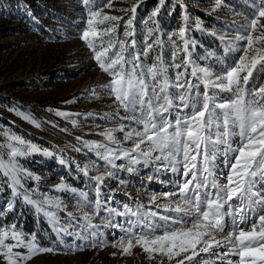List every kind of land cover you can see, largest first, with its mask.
Returning a JSON list of instances; mask_svg holds the SVG:
<instances>
[{
	"label": "rangeland",
	"instance_id": "1",
	"mask_svg": "<svg viewBox=\"0 0 264 264\" xmlns=\"http://www.w3.org/2000/svg\"><path fill=\"white\" fill-rule=\"evenodd\" d=\"M252 2L221 0L217 6L215 0H164L163 4L159 0H110V6H107L109 0H95L92 7L101 11L98 20L104 16L120 18L105 20L97 24L98 28L115 25V32L111 34L115 40H136L135 49L128 48L125 52L126 58L133 51L144 53L147 44H153L147 55H141V67L147 69L162 62L170 82L177 72H184V80L199 84L193 93L198 91L202 96L205 88L191 76L192 68L207 67L214 74H219L236 62L241 55L239 49L245 46L246 41H235L231 45L232 51L227 50V42L234 39L239 25L251 19ZM133 6H136L134 14L131 12ZM157 8L159 12L154 25L148 17ZM133 16L135 36L126 37V21ZM87 18L86 7L81 0H0V159L7 162V153L14 146L21 151L25 145L39 150L16 157L19 167L28 173L22 175V187L17 191L27 193L37 203L45 199L51 201L43 207L47 212H54L58 222L54 225L44 212L27 203L23 195H14L10 178L0 170V228L10 229L15 225V230L22 233L25 240L30 234H35L38 245L53 249L35 255L27 264H175V260L170 262L159 254L150 259L135 241L130 254H124L120 247L113 246L119 243L118 238L123 233L118 228L105 226L109 217L105 209L120 212L124 205L133 209L143 205L141 211L150 209L160 215L175 216V213L166 212L156 205L168 203L163 194L175 191L173 182L179 176L154 160L146 162L141 159L133 166L134 171L129 172L128 158L115 161L116 165L123 164L124 167L111 168L97 156L94 150L97 144L130 149L132 141L124 140L125 133L132 128L140 130L142 126L126 119L129 114L104 87L112 77L98 66L88 42L81 39ZM180 27L187 29L184 39L189 41L187 55L191 62L187 64V70L183 64L186 57L183 40L178 35L172 36L174 44L168 39ZM150 28L153 29L151 38L148 36ZM262 33L264 18L259 19L251 33L253 45L249 49V57L255 54L253 49L264 51V39L257 40ZM157 36L164 41L162 47L153 43ZM221 36L225 39L221 40ZM89 39L100 51V39L107 42L109 36ZM113 51L115 49L106 56L110 57ZM173 64H181V68L177 69ZM243 75L241 73V83ZM145 78L151 82L150 77ZM261 84H264V72L254 71L247 87L251 89ZM173 91L183 90L169 88V94ZM208 92L212 95L213 90L208 89ZM231 95L218 93L216 102L227 100ZM178 103L174 100V105ZM170 111L169 119L174 121L177 115L186 116L190 109L178 111L174 106ZM121 126H124V132L119 131ZM107 131L113 133L116 143L103 135ZM12 137L25 141V145H19ZM238 140L235 135L228 137L234 148L238 146ZM142 148H147V145H142ZM226 148L227 145L217 146L216 159L210 166L217 175L228 171L223 163ZM107 171L113 175L107 176ZM79 172L85 178H81ZM96 176L105 177L98 190ZM220 182H224L222 176ZM60 185L65 188L61 189ZM80 193L86 195L87 204L80 203ZM152 196L157 197L155 204L150 202ZM97 200L100 202L98 207L95 204ZM97 211L99 215L95 214ZM85 212L97 226L94 237L88 236L93 229H84L86 221L82 217ZM128 218L113 215L112 223L126 224ZM57 227L67 228L68 232L58 236L54 230ZM227 231L225 228V233ZM77 233L87 239L76 238ZM94 241L95 246H90ZM5 243L15 241L10 235ZM224 250L219 249L221 253ZM14 251L24 253L27 250L16 248ZM201 256L207 259V264H213L215 257L212 253H201ZM228 259L234 264L238 261L237 256H229ZM0 264H6L2 257Z\"/></svg>",
	"mask_w": 264,
	"mask_h": 264
},
{
	"label": "snow or ice",
	"instance_id": "2",
	"mask_svg": "<svg viewBox=\"0 0 264 264\" xmlns=\"http://www.w3.org/2000/svg\"><path fill=\"white\" fill-rule=\"evenodd\" d=\"M94 2L95 0H81L88 16L85 21L87 27L82 31L81 39L88 42L87 46L94 52L98 66L112 77L104 87L129 114L126 119L142 126L140 130L132 128L125 133L124 140L132 141L133 146L130 149L121 150L97 144L94 150L99 159L111 168L124 167L123 164L116 165L115 161L128 158L127 170L132 172L133 166L141 159L146 162L154 160L160 162L165 170L179 176V179L173 182L175 191L163 194L168 203L156 205L157 208H164L166 212L175 213V216L160 215L150 209L141 211L143 205L135 209L124 205V210L120 212L105 209L109 213L108 225L105 226L118 228L123 233L118 238L119 243H114L113 246L120 247L124 254H130L135 241L136 245L149 254L150 259L154 258V254H159L161 257H167L170 262L175 260V264H207V259L202 257L201 253H212L215 257L213 264L217 261L221 264H234L228 259L229 256L238 257L235 264H264V84L251 89L247 87L254 71L264 72V51L253 49L255 54L249 57V49H252L253 45L251 33L256 29L259 19L264 18V0H253L251 19L239 25L234 39L227 42V50L232 51L231 45L235 41H246L245 46L239 49L241 55L233 65L219 74H214L207 67L192 68L191 76L196 77L205 88L202 96L198 91L193 93L192 90L198 88L199 84L184 80V72H177L170 82L162 62L147 69L141 67V55H147L153 44H147L144 53L133 51L126 58L125 52L128 48L135 49L136 40H115L111 36L115 32V25L98 28L97 24H102L105 20L115 21L120 18L104 16L98 20L101 11L93 10ZM159 2L163 4L164 0ZM215 3L219 6L221 0H215ZM107 6H110V0ZM135 11L136 6H133L131 12L134 14ZM158 12L157 8L148 17L154 25ZM133 19L134 16L126 21V37L135 36ZM184 19L186 21L187 17ZM186 31L185 27H180L178 32L171 33L168 37L173 44L175 41L172 36L178 35L183 40V51L186 53L183 61L185 70L191 62L187 55L189 41L184 39ZM104 35H108L109 39L107 42L100 39L102 50L97 51L93 40L89 38L96 39ZM152 35L153 29L150 28L149 38ZM220 39L224 40L225 37L221 36ZM260 39H264V33L257 37V40ZM153 43L162 47L164 41L157 36ZM111 49L115 51L110 57L106 56ZM173 55L175 56V53ZM172 66L181 68V64ZM241 73H244L242 83ZM146 76L150 77L151 82L146 80ZM169 88L183 91H173L169 94ZM208 89L213 90L212 95H209ZM224 92L232 95L217 103L216 95ZM198 96L201 98L196 99ZM174 100L179 103L174 105ZM174 106L178 111H190L186 116L177 115L172 121L169 116L172 115L170 109ZM119 131L124 132V126H121ZM103 135L108 141L116 143L111 131ZM230 135L239 137L238 146L235 148L228 141ZM11 139L19 145H25L23 140L15 137ZM145 144L147 148H142ZM218 145H227L223 153V163L228 169L226 173L219 175L210 167L216 159ZM35 151L39 150L32 145H25L23 151L12 147L7 153V162L0 159V170L10 178L13 194L23 195L27 203L35 205L37 211L44 212L55 225L58 223L55 213L47 212L43 207L51 201L45 199L37 203L27 193L17 191L18 187H22V175L28 173L26 169L19 167L16 157ZM229 153L232 155L229 156ZM83 171L87 174L86 169ZM106 175L111 177L113 172L107 171ZM221 176L223 183L220 182ZM94 179L98 190L105 177L96 176ZM59 187L65 188L64 185ZM79 196L81 204L88 203L84 193ZM169 197L177 198L169 200ZM156 200V196L150 198L153 204ZM95 204L98 207L100 202L97 200ZM8 207L11 208V204ZM95 214L99 215V212ZM68 215L71 216V213ZM113 215L129 218L126 224H113ZM82 218L86 221L85 231L93 229L88 232V236H96L97 226L92 224V217L85 212ZM189 224L191 226H188ZM225 228L228 229L227 233ZM54 230L58 236L68 232L67 228L57 227ZM10 235L15 243H5ZM217 236H220V239H217ZM76 238L87 239L78 233ZM90 246L94 247L95 241ZM16 248H24L27 251H14ZM221 248L225 249L222 253L219 251ZM51 251L53 249L37 244L35 234H30L25 240L23 234L15 230V225H11L10 229L0 228V257L6 264H27L35 255Z\"/></svg>",
	"mask_w": 264,
	"mask_h": 264
},
{
	"label": "trees",
	"instance_id": "3",
	"mask_svg": "<svg viewBox=\"0 0 264 264\" xmlns=\"http://www.w3.org/2000/svg\"><path fill=\"white\" fill-rule=\"evenodd\" d=\"M258 80H259V79H258ZM256 86H257V84H256ZM78 175H79L81 178H85V177H84V175H83V174H81L80 172L78 173ZM27 222H28V221H26V224H28V223H29V222H28V223H27ZM26 226H27V225H26ZM26 228H28V227H26ZM29 229H30V228H29ZM30 230H31V229H30Z\"/></svg>",
	"mask_w": 264,
	"mask_h": 264
},
{
	"label": "bare ground",
	"instance_id": "4",
	"mask_svg": "<svg viewBox=\"0 0 264 264\" xmlns=\"http://www.w3.org/2000/svg\"><path fill=\"white\" fill-rule=\"evenodd\" d=\"M217 239H220V236Z\"/></svg>",
	"mask_w": 264,
	"mask_h": 264
}]
</instances>
